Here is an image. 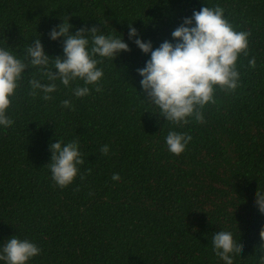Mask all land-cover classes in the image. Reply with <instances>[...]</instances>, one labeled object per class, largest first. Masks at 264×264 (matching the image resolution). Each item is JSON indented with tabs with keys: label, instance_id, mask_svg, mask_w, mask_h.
<instances>
[{
	"label": "trees",
	"instance_id": "obj_1",
	"mask_svg": "<svg viewBox=\"0 0 264 264\" xmlns=\"http://www.w3.org/2000/svg\"><path fill=\"white\" fill-rule=\"evenodd\" d=\"M204 4H219L249 37L238 87L217 88L203 122L178 127L151 113L135 71L148 56L130 41L113 61L97 57L100 90L89 85L83 97L71 91L80 80L67 88L57 81L50 100L33 96L28 81L40 74L24 70L8 109L14 125L0 130V242L13 234L34 242L40 253L29 264H223L211 235L233 225L242 247L232 264H259L264 214L253 193L264 188V0H0V46L22 57L39 35L47 54H61L48 30L67 17L69 31L96 27L126 41L131 24L157 47ZM170 130L191 136L178 155L165 144ZM57 138L77 139L83 157L65 187L46 164Z\"/></svg>",
	"mask_w": 264,
	"mask_h": 264
},
{
	"label": "clouds",
	"instance_id": "obj_2",
	"mask_svg": "<svg viewBox=\"0 0 264 264\" xmlns=\"http://www.w3.org/2000/svg\"><path fill=\"white\" fill-rule=\"evenodd\" d=\"M224 11L219 4L211 7L204 4L198 11L193 9L191 15L182 17L171 31V40H163L157 47H153L150 40L142 39L131 24L126 41L120 33L112 35L96 27L69 31L73 25L67 17L48 30L49 40L61 42V54H47L39 35L28 44L22 57L0 46V130L14 125L8 109L26 68H33L40 74L28 81L31 95H39L47 101L52 99L57 81L67 88L80 80L82 85L71 91L75 97H83L89 94V85L100 90L104 72L97 66V57L113 61L120 53L130 50L129 41L148 56L143 66L135 71L140 77L143 100L156 109L151 113L178 127L190 120L203 122L201 110L206 104L215 102L216 89L231 92L238 87L237 60L248 54L249 33L234 28ZM248 65L254 67L255 59L249 58ZM61 104L71 107L68 99ZM164 139L168 151L178 155L191 136L170 130ZM48 150L50 158L46 164L52 181L59 187L69 185L83 163L79 141L64 142L57 138L48 144ZM100 151L107 154L108 145L101 146ZM111 179L118 180L119 174L113 173ZM253 197L257 211L264 214V188H256ZM259 238L257 258L259 264H264V224L259 229ZM241 247L233 225L211 235L212 252L223 264H232L233 254L236 255ZM39 253L40 248L34 242L15 234L0 242V264H29Z\"/></svg>",
	"mask_w": 264,
	"mask_h": 264
}]
</instances>
